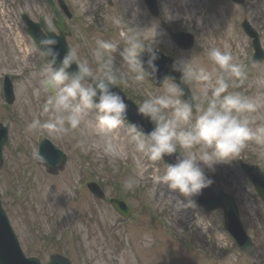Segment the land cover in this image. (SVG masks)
Returning a JSON list of instances; mask_svg holds the SVG:
<instances>
[{
  "label": "rangeland",
  "instance_id": "1",
  "mask_svg": "<svg viewBox=\"0 0 264 264\" xmlns=\"http://www.w3.org/2000/svg\"><path fill=\"white\" fill-rule=\"evenodd\" d=\"M45 1L0 0V122L10 130L0 189L26 253L40 256L43 263L49 261L51 254L61 252L74 264H264V205L239 166L246 162L264 169V145L250 143L240 157L217 163L211 169L204 167L214 184L237 197L241 218L262 248L255 260H248L234 246L223 229L220 210L207 212L178 189L153 182L166 164L152 163L134 153L126 124L114 133L116 142L127 153L126 160L110 161L99 154L96 147L99 137L88 134L89 126L95 123L94 115L89 114L83 133L61 139L48 137L68 155L61 173L50 175L34 161L32 150L39 149L44 135L32 136L25 129L31 119L30 107L38 111L40 101L33 100L29 106L24 99L31 96L36 86L30 73L43 65L21 15L26 12L34 19L41 15L52 19ZM65 1L74 14L68 20L72 30L69 44L79 47L81 58L91 62L96 39L119 42L121 32L129 29L136 32L138 27L147 30L140 33L146 44L156 39L157 44L163 45H157L158 49L168 54L174 52L178 58H193L205 66L209 65L202 45L231 50L249 67L248 80L236 90L248 96L264 94V88L255 83L264 75V62L251 65L254 50L241 30L242 19L246 17L261 33L264 47V0H246L243 5L230 0H159L163 19L177 30L194 28L198 32L196 44L189 52H182L172 44L160 21L147 14L142 0H112L111 6L107 0H79L80 6H75L73 0ZM204 7H208V12L203 18ZM116 13L120 15V27L111 24ZM123 47L121 43L114 53V64L122 77L127 71L119 55ZM22 69L23 75H18ZM6 73L17 76L13 79L16 97L11 105L5 104L2 89ZM124 78L128 83H120V88L137 103L149 92L161 91L160 86H153L147 79L136 83L130 74ZM192 91L195 93V86ZM79 139L86 141L83 149L76 147ZM137 170L143 175L141 185L134 191H125L123 181ZM92 179L103 188L104 200L85 188V183ZM81 184L84 187L78 189ZM113 196L129 200L133 207L129 219L120 217L113 209L109 201ZM145 234L150 235V241L145 240Z\"/></svg>",
  "mask_w": 264,
  "mask_h": 264
},
{
  "label": "clouds",
  "instance_id": "2",
  "mask_svg": "<svg viewBox=\"0 0 264 264\" xmlns=\"http://www.w3.org/2000/svg\"><path fill=\"white\" fill-rule=\"evenodd\" d=\"M73 3L80 6L79 0ZM119 17L117 13L113 16V26H122ZM44 19L45 26L36 43L43 66L30 73L36 86L31 96L24 99L29 106L33 100L40 101L38 111L29 109L31 119L25 129L28 134L61 139L69 134L83 133L86 119L92 114L95 123L89 126L88 134L99 137L96 145L99 154L110 161H123L127 153L116 142L114 133L127 122L132 151L148 161H164L166 154L172 155L179 150L176 163L166 164L153 182L178 189L185 197L199 194L212 183L205 174V166L211 169L217 163L240 157L250 143L264 145V94L248 96L236 90L248 80L249 67L231 50L202 45L209 66L193 58L175 59L171 68L181 73L180 82L165 75L159 94L149 92L136 104L137 115L155 125L146 133L141 126L128 121L129 105L113 88L120 83L127 85L124 77L129 74L136 83L150 80V77L160 79L156 39L146 44L140 33L147 30L135 26L138 31L121 32L119 42L96 39L91 49V62L81 58L78 46L70 47L61 59L55 47L59 43L60 29L54 23L55 18ZM121 43L124 47L119 55L122 67L127 70L124 77L114 64V53ZM145 53L147 59L142 60ZM73 63L77 69L70 72ZM255 83L264 88V75ZM182 84L190 89L195 86L196 91L190 99H182ZM85 146L84 139L77 141L76 147L83 149ZM31 155L34 160H45L38 149L34 148ZM142 180V172L137 170L123 181V188L134 191ZM145 240L150 241V235L145 234Z\"/></svg>",
  "mask_w": 264,
  "mask_h": 264
},
{
  "label": "water",
  "instance_id": "3",
  "mask_svg": "<svg viewBox=\"0 0 264 264\" xmlns=\"http://www.w3.org/2000/svg\"><path fill=\"white\" fill-rule=\"evenodd\" d=\"M51 4L55 7L54 2L52 0ZM148 4L150 10L154 14H158V7H157V0H145ZM237 2H243V0H235ZM65 11L67 9L65 8ZM58 14V13H57ZM59 16V14H58ZM61 30V34L58 36L59 43L55 46L60 53V58L62 59L65 53L69 50L68 45L66 42V35L70 34L65 22L61 19L60 22H55ZM31 24V23H30ZM44 24H31L28 31L34 37V40L38 44L39 39L41 38V27ZM244 30H246L250 36L254 37V45L257 49V58L255 61L262 60L264 57V53L260 48L258 34L254 31V29L250 26L249 23H244ZM51 35H55L51 33ZM173 38L181 44L183 47H190L192 38L187 40V44L184 45L182 43H186V39L183 37L182 33H175L172 35ZM142 60L147 59V54H142ZM173 59L169 57H165L159 54V58L156 60V64L159 66V73L157 78L150 77L154 83L161 84L162 78L165 75H169L175 78L176 82H180L181 73L172 71V64ZM59 64V61H58ZM77 69V65L73 63L71 68L69 69L70 72H73ZM184 90V99L191 98V92L186 84L181 85ZM7 90L12 94V86L9 85ZM114 91L120 92L117 87L113 88ZM121 95H123L120 92ZM125 102L129 105L127 118L129 122H133L138 124L143 128V130L147 133L153 130L155 125L151 123L148 119L143 118L140 115H137V106L125 95ZM9 100H12V95L9 96ZM8 131L5 126L0 124V166L3 164V156H2V149L3 146L6 145L8 141ZM40 146V154L45 157V160L42 163L47 165L48 170L50 172L56 173L60 169L63 168L66 157L65 154L54 147L49 140L42 141ZM179 155L178 153H174L172 155H165L163 159L166 160L168 164H175L176 163V156ZM40 162V161H39ZM243 170L247 173V175L251 178L253 183L255 184L259 196L262 197L264 200V173L260 171L259 167L253 165H242ZM1 168V167H0ZM91 187L94 191V194L97 196L103 197L102 193H98L97 186L95 184H91ZM1 197V196H0ZM192 198L197 201V203L205 206L209 210H213L215 208H223L225 211V221H226V228L233 234L234 238L240 245V249L244 250L249 257H252L255 254V247L251 242V239L248 237L246 231L243 228L241 219L239 218V212L235 199L229 195L224 193L221 189L214 188L211 184L205 188H203L199 194L193 195ZM113 206L117 212L121 215L128 217L131 213V207L127 203L126 200L123 199H113L112 200ZM11 225L9 219L6 215V212L2 208V202L0 198V264H41L38 259H28L24 255L20 243L18 241L17 236L15 235L13 229H11ZM49 264H71L70 261L63 256L58 254L53 255L51 257V262Z\"/></svg>",
  "mask_w": 264,
  "mask_h": 264
}]
</instances>
